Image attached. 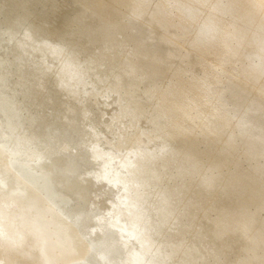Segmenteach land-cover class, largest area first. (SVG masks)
<instances>
[{"label":"bare ground","instance_id":"bare-ground-1","mask_svg":"<svg viewBox=\"0 0 264 264\" xmlns=\"http://www.w3.org/2000/svg\"><path fill=\"white\" fill-rule=\"evenodd\" d=\"M0 264H264V0H0Z\"/></svg>","mask_w":264,"mask_h":264}]
</instances>
